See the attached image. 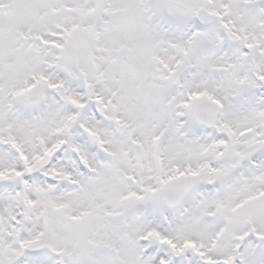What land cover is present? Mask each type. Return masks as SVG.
Returning a JSON list of instances; mask_svg holds the SVG:
<instances>
[{"label":"snow or ice","instance_id":"snow-or-ice-1","mask_svg":"<svg viewBox=\"0 0 264 264\" xmlns=\"http://www.w3.org/2000/svg\"><path fill=\"white\" fill-rule=\"evenodd\" d=\"M0 264H264V0H0Z\"/></svg>","mask_w":264,"mask_h":264}]
</instances>
